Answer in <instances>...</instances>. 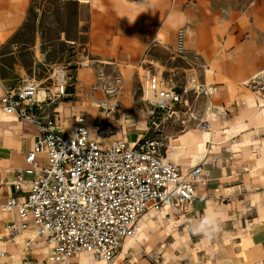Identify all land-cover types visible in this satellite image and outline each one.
Segmentation results:
<instances>
[{"label": "crops", "instance_id": "1", "mask_svg": "<svg viewBox=\"0 0 264 264\" xmlns=\"http://www.w3.org/2000/svg\"><path fill=\"white\" fill-rule=\"evenodd\" d=\"M34 1L0 0V94L16 90L24 81H35L42 87L43 82L49 81L50 76L43 80L34 78V66L41 62L36 58L35 45L18 50L19 44L12 41L28 27L26 21ZM71 1L78 7V29L87 37L74 59H97L104 68L117 71L125 79L122 94L130 87L124 75L133 68L141 89L145 68L177 89L194 84L213 87L209 96L193 93L194 99L188 98V110L182 111L181 120L169 119L172 125L189 126L198 120L196 129L171 139L167 149L159 139L166 161L180 167L184 179H190L193 168H203L207 177L195 186L198 198L187 209L172 206L148 212L184 213L199 225L192 236L197 260L188 264H264V88L250 84L264 72V0ZM29 58L32 66L22 61ZM157 65L165 69L167 78ZM96 70H81V84L89 86ZM73 74L74 80L78 79ZM90 90L91 87L88 94ZM76 96L70 92L65 98L73 99L57 100L60 102L47 106L40 115L59 121L58 130L64 134L75 132L77 119L83 116L92 136L101 143L117 139L130 142L134 133L120 135L109 131L117 126H112L109 119L119 114L116 122L121 124L122 114L107 115L97 109L93 97L77 100ZM109 100L111 103L113 99ZM151 107V114H158ZM0 115V177L6 181L0 204L10 198L25 201L30 178L25 177L20 192L15 191L13 183L26 167L25 159L38 131L34 125L6 115L1 109ZM207 122L210 129L200 131L199 124ZM137 134L135 143L143 136ZM19 221L16 212H5L0 207V264H51V246L44 237H35L37 229L30 219L28 229L17 242L10 241L7 226ZM144 234L136 239L138 243H142ZM133 238L122 242L109 264H146L135 260L137 250H143L141 244L136 252H127L135 242L128 240ZM67 264L107 263L82 253Z\"/></svg>", "mask_w": 264, "mask_h": 264}, {"label": "built area", "instance_id": "2", "mask_svg": "<svg viewBox=\"0 0 264 264\" xmlns=\"http://www.w3.org/2000/svg\"><path fill=\"white\" fill-rule=\"evenodd\" d=\"M182 51L180 32L178 52ZM74 77L71 69L58 65L45 87L24 81L16 90L0 94V109L6 115L34 125L38 131L26 156V167L13 183L15 191L20 192L25 177L30 178L27 198H10L0 207L16 212L20 218L7 226L10 241L17 242L30 219L37 229L35 237H44L51 246V264H67L82 253L109 264L122 242L137 235V223L145 213L172 206L187 209L198 198L196 184L206 181L207 175L202 167H195L190 179H184L182 169L166 161L163 144L149 135L150 129L134 144L125 139L103 144L92 136L86 117L80 116L75 132H59L57 120L40 113L67 97ZM97 79L89 93L96 106L107 115L118 112L122 108V77H112L101 69ZM250 84L264 88V72ZM191 92L209 96L213 87L194 84L177 89L145 68L143 98L158 113L151 127L158 126L163 118L181 120V108L189 105L187 96ZM109 98L113 99L111 103ZM199 127L209 130L210 124L200 123ZM46 160L48 164L43 166ZM5 185L0 177V194Z\"/></svg>", "mask_w": 264, "mask_h": 264}, {"label": "rangeland", "instance_id": "3", "mask_svg": "<svg viewBox=\"0 0 264 264\" xmlns=\"http://www.w3.org/2000/svg\"><path fill=\"white\" fill-rule=\"evenodd\" d=\"M83 20L86 21L85 16ZM78 23V7L73 1L35 0L31 6L29 19L26 21L28 27L17 34L12 41L19 44L18 50L28 49L35 45L36 58L41 60L39 65L36 64L34 66L36 67L34 78L37 80H43L50 76L53 68L58 65L66 66L73 70L78 79H75L69 86L68 94L75 92L77 95L75 99L81 100L87 95L92 97L88 94V90L98 81L97 78L101 69L112 77L121 75L117 71L104 68V65H101L97 59H74L81 52L83 44L87 40L86 35L84 33L81 34L78 29ZM85 27L86 24L83 25L84 29ZM22 61L28 66H32L30 58L22 59ZM92 67L97 70L94 78L89 81V86L81 84L80 71ZM157 68L160 69L164 77L167 78L169 76L160 65H157ZM135 71L136 68H133L128 75H124L129 80L130 87L129 89L125 88V92L123 91L124 93L119 98L122 102V108L118 113L122 114V123L118 124L116 122L119 114L110 118L109 121H113V123L111 122L112 126L113 124L117 126H113L109 131L113 130L114 133H120V135L134 133L133 136L129 137V141L133 143L137 140V133L145 134L147 129H150L149 135L158 137L167 149L171 139H175L193 128L196 129L199 121H192L193 125L190 126L182 124L172 125L171 119L163 118L158 120V126L151 127L152 121L158 118V114H151L153 110L151 104L142 100L141 83L138 73ZM139 73H142L141 69H139ZM124 82L125 79L122 77V83L124 84ZM46 85H48V81L43 82V86ZM190 94L187 98L190 100L194 99L195 95L193 92ZM69 99L73 98L68 97L62 101L65 102ZM93 106L96 108L94 103ZM128 108L131 110L127 111L126 109ZM181 109L186 111L188 106H183ZM99 110L103 112V109ZM58 122L56 121L57 125ZM77 128L78 125H76L75 131ZM198 129L203 131L200 127ZM33 131L35 132V128H33ZM47 164L46 160L43 166ZM166 213L167 211L146 213L142 217L143 221L147 223L144 239L143 241L140 240L142 243L134 240L138 234L133 239L128 240L135 242L128 248L127 252L130 250L136 252L138 244L142 245L143 252L136 255V263L144 261L146 264H188L193 259L197 260L196 252L193 251L194 240L192 236L195 235V228L198 229L199 225L189 219L188 215L187 217L184 216V213ZM138 227H141L139 223ZM81 256L87 255L83 254Z\"/></svg>", "mask_w": 264, "mask_h": 264}, {"label": "bare ground", "instance_id": "4", "mask_svg": "<svg viewBox=\"0 0 264 264\" xmlns=\"http://www.w3.org/2000/svg\"><path fill=\"white\" fill-rule=\"evenodd\" d=\"M1 116V115H0ZM196 139V138H195ZM134 143H135V141H134ZM169 153H171V151H168ZM173 153V152H172ZM175 156V155H174ZM175 158V157H174ZM139 225L141 226L140 228H139V232H138V235H137V237H135L134 238V240H136V239H138V237H140L141 236V234H143L145 231H146V227H147V223H145L144 221H143V218H140V220H139ZM142 232V233H141ZM132 238V237H131ZM128 239V238H127ZM142 249L141 248H139L138 250H137V253L138 254H141L142 253Z\"/></svg>", "mask_w": 264, "mask_h": 264}]
</instances>
